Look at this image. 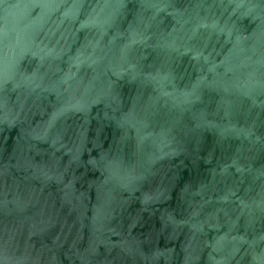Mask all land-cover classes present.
I'll return each mask as SVG.
<instances>
[{
    "label": "water",
    "instance_id": "1",
    "mask_svg": "<svg viewBox=\"0 0 264 264\" xmlns=\"http://www.w3.org/2000/svg\"><path fill=\"white\" fill-rule=\"evenodd\" d=\"M0 264H264V0H0Z\"/></svg>",
    "mask_w": 264,
    "mask_h": 264
}]
</instances>
